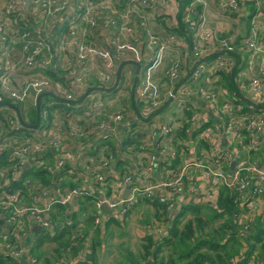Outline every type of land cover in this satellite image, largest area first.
<instances>
[{
	"label": "crops",
	"instance_id": "1",
	"mask_svg": "<svg viewBox=\"0 0 264 264\" xmlns=\"http://www.w3.org/2000/svg\"><path fill=\"white\" fill-rule=\"evenodd\" d=\"M105 1L106 0H92L93 3L103 4L101 12H99L98 15V23H103L106 17L105 12H108L109 15L111 14L110 9L106 7ZM190 2L191 0L184 7L182 19L186 10L190 8ZM224 2L225 0H201L200 2L195 3L193 7L190 8V10L191 19H193L194 23L197 25V31L195 33L191 30H188V28L186 27L187 29H184V35H180L179 32L175 30V27L178 26L177 16L180 10V0H168L164 6L155 3L153 5L145 7L147 8L145 10L146 22H143L145 24H142V17L140 15H138L137 13H132L129 16L128 23L132 27L134 35L136 37L138 36L139 38V42L136 43L137 45L129 41V46L133 48V51L137 50L136 48H134L136 46L140 48L143 47L147 30L157 35L161 42L162 40L169 42V38H171L172 40L170 42L174 46V49L171 46L169 47V49L157 47L152 52H149L147 54H140L139 52L138 55H136L133 51H129L128 54L130 57L128 56L127 59L138 61V63L140 64L137 84L133 83L135 67L132 65H127L123 68L122 75L124 77H126L127 74L131 76V82L129 81L128 84L120 88L121 84L124 85L125 81V79H122L120 85L118 86V90L115 89L114 91L108 93L101 91L91 92L85 97L83 102L79 104H69L71 105V107L68 108L69 110H65L63 109V107L56 105V102H54L53 100L54 98L49 96L51 100H48L44 99L48 95L42 96L40 101L43 100V102H47L52 105L48 107L49 111L47 112V114L44 113L43 107L42 111L40 109L42 115L40 112V118L37 126L35 128L30 127V135L20 130L21 127L25 125H23L19 121L17 113L12 108L8 107L6 105L7 103H4V105H2L3 102H0V106L3 107H0V114L4 115L3 121L0 120L1 137L21 138L35 135V138L38 139L39 137H42L43 132L51 130L53 126V120L55 122V130L64 135V137H62L63 144L60 151L56 149H50L49 151H53L54 155L47 154L49 151L45 153H39L38 155L32 154L26 161V165H24L23 168H42V166L44 165L54 164V160L60 154H62L66 159L63 167L64 172L62 176L57 179V186L59 188L55 186L56 183H52L54 185L52 194L54 195L56 193H60L70 189L71 187L66 186V183H71L73 187L79 185H87L89 188H94L93 186H95V184L93 183V179L91 178V176H89V173L92 170H96L98 168L100 159L104 154L107 153L106 151L108 150L115 155L114 161L112 162L110 167L102 169L101 171L105 173L106 177L108 178V182L113 184L121 179L125 174H132V176L135 177V174L133 173L134 168H132L131 158L135 155L136 152L133 151L134 153H131L129 150L123 151L125 150V147L122 145V140L126 132L125 128L127 126L126 119L129 118L128 115H130L132 118V111L130 110V112H126L122 109V107H124L122 100L127 96H131L136 105V110L141 114L148 113V108L145 101L146 99L144 97L145 90H142V95H139L137 91L140 80L148 78L149 85L153 83V85L156 87L155 89L162 90V92H164L166 96L165 103H167L163 107L161 113L158 114L156 123L158 121H164L172 118L173 128L175 131L174 142L177 140L180 142V146L176 147V157L180 159L179 164L177 165L178 171H180L184 163L188 160L204 165L222 166L223 169L226 170L227 173H229V175H231L230 164L232 161H235L232 172L238 165H255L258 168L264 169V128H262L261 131H249L244 126L246 122L252 118H260L264 121V89H260L259 93H256V95H254V93L250 90L245 91L240 88L241 84H247L253 76L259 74L257 71L259 68V64L262 61V55L258 53L254 54L252 53V51L248 50L244 44V41L252 33V31H254L257 41L264 40V0H262L261 6H259V8L255 3H248L244 9L230 13L226 10ZM74 5L76 6L75 3ZM4 10L5 1L0 0V23H6L9 30L8 40L5 43L3 49L5 52H11L12 54L10 58L15 59L20 54V42L16 37L21 31V27L19 24H11V22H9L10 17L5 15ZM22 15L25 17H22L21 19L23 23H29L28 25H30L31 36L34 35L33 37L35 38H37L36 36H38L39 38L44 36L43 39L45 41L46 47L49 50H46L45 54L50 55V53L54 52L59 39H61L62 37V29H64L65 23L67 25L69 21V15L65 14L62 17L43 19L40 10L36 9L33 6L26 7ZM253 19L256 21L254 23V26H252ZM36 23H39L40 25L37 26ZM41 26L42 31L39 32V27ZM79 28H83V25H80ZM204 31H209L210 33H212L213 38L210 40V42L208 41L203 45V58L201 59V62L205 65L204 68L200 70L199 75L193 77L192 71L196 59L192 56L191 50L197 39L200 38L201 33ZM86 32L87 41L90 45L112 51L113 48L110 45L108 39L109 33L103 30V28H87ZM223 36L232 37L235 48L234 52L240 54L242 59L241 62L239 61V63L235 65V67H237L235 73L233 72L234 69H231L233 65V59L230 56L225 54L222 57L224 61V63L222 64H219L216 60V56L219 53L220 49L217 46V40L215 39V37ZM67 53L69 60L73 61V52L69 50ZM148 56V60L151 61L150 63H148L147 61ZM175 59H178L180 62L179 77L177 80L169 82L166 78H164L163 71L167 67H169L171 62ZM66 60H68L67 57ZM63 61L64 59L62 57V62ZM119 63V61L113 63L112 68L110 69L112 74L116 73ZM64 67H66V63H64ZM221 72H231V80L234 84V92L223 82ZM40 73H42V69H40L39 67H34L32 69H27V67L21 68L15 74V76L13 75L14 79L12 83L16 88H22L27 83V81L35 79V77L39 76ZM261 79L262 85L264 86L263 77ZM110 85L112 84L101 86L109 87ZM91 87L96 86L92 84H86L81 90L76 91L75 99L80 98L82 94ZM124 89L126 90L125 93L123 92ZM130 89H132V91H130ZM47 92L54 93V89L48 88V90H45L43 93ZM168 94L170 96H168ZM171 94H173L172 97ZM237 96H240L249 105H258L259 107L255 109L250 108L242 103L239 100L240 97ZM212 98H215V101L209 100ZM89 100L101 104L100 110L93 117L86 116L85 103ZM120 104L122 105L119 106ZM112 105L117 107L118 109L115 112L122 113L125 116V119L123 122L114 123V130L117 134L115 137L112 136L110 141L103 144L102 141L104 140H102L100 134L93 135L89 139L76 138L70 135H66V122L70 124L69 126H71V124L73 123H77L80 127H83L86 124L85 122L88 121L96 123L102 118L105 117L106 119L113 114L111 112V109L108 108V106ZM181 105L182 117H180L179 113ZM21 107L22 108L20 110L18 108L21 119L26 124H34L36 120L34 123L28 122L31 115L30 113L32 112L31 108H37V101L34 100L31 93L29 94L28 98L21 103ZM51 107L53 108L50 110ZM129 108H131L130 103ZM48 115L51 116L50 119L47 118ZM53 115H55L54 119H52ZM7 119L15 120V124L19 125V129L17 131H13ZM156 123L153 122L152 124H150L147 127V131L145 130L146 128L140 126L135 127L134 131H146V135L141 136V139L145 138L146 141L148 133ZM217 125H219L220 130L219 128L217 129V131L219 130V132L216 137L210 136L211 138H207L204 136L203 132L206 129ZM61 127L63 131L61 130ZM247 132H250L251 134L247 136ZM178 136L182 138L181 141L179 140L180 138L178 139ZM162 137L163 136L160 134L157 138L160 140ZM167 138V136L164 137V140H166L165 142H167ZM205 141H207V144H204ZM103 146H107V148L104 149ZM186 147H189V149L186 150ZM150 150H152L151 143H149L148 148L143 151L144 158H146L145 153ZM219 151L229 153L228 163L223 162L219 164L216 161L214 162L215 159L213 155L215 154V152ZM3 152L8 153L9 151L6 150ZM36 160L43 161L44 165L37 167ZM8 165L3 167L2 170L8 168ZM189 170L195 176L197 187V193L194 199L187 198V200L186 198L180 196L178 192L173 193L172 191L165 189H161L160 192L155 193L156 196L161 194L172 197L174 199L172 209L168 211L166 208L167 212L173 214L178 213L181 206L186 202L196 203V201L200 200V202L203 203H215L217 195L216 197L214 196L212 198L206 196V192L207 190H209V187L211 185V181L209 180L208 176L205 173L203 174L202 171L197 167L190 168ZM163 172L164 173L161 172V174H159V178H156L157 180L165 176V169ZM62 186H64V188H62ZM128 187H130L129 183H126V187H124V195L125 190ZM91 193L92 195L96 196L94 191H91ZM44 201L46 202L47 199H45ZM92 201L93 198L90 199V196L82 195L79 196L73 203H71L70 207H68V209L79 212L77 216L79 226L76 229V231L79 230V233L77 232L76 234H80V236H82L83 233L85 234V236L83 237V247L79 252L83 251V248L85 249V252H90L91 244L86 245L87 236L92 238L94 235L95 238L101 239L102 242V237L105 235V232H109V230H111V227L106 229L103 225L104 222L110 217L109 213H111V211H104L105 213L102 214L103 217L100 219L101 221L98 224H94L93 220L92 222L86 221L88 216H91L94 212ZM140 205H142L144 209H148L146 210V212L150 211V220L144 223V225H149L152 220L156 221L155 223H153V232H158L154 229L158 227L162 228V232H164L166 223L169 222V220L165 218L166 214H161L157 218L154 215L153 206L149 202H147V199H139L138 202L132 205L131 209L128 211V214H126L124 217L119 216L118 214L114 215L113 217L121 219L124 222L125 219H127V216L131 214V211H133ZM179 205L180 208L178 209V211H176V208ZM250 206L251 205L248 204L247 201L241 206V209L242 207H244L245 209H247V211H243L242 213H240L238 215V219H240L241 221L248 220L249 223L250 220H253L258 215H263L264 195L260 196L254 202L255 207L250 208ZM123 222H120V226L124 224ZM35 226L31 227L30 231H28L27 234L22 238L24 248L34 259H36V257L32 254V247L33 245H35L37 239H39L41 235L45 233L48 234L50 230L55 229V227H52L50 230L46 231L41 227H37L35 229ZM92 227L94 228L92 229ZM149 228H152V225ZM149 228H142V236L145 235L143 234V232H145L146 229V232L149 233ZM2 229L9 230V227L7 225L0 224V233ZM47 243L56 246L55 243L45 241V243L41 246L43 252H45L43 250V247ZM99 245L101 246V244ZM55 246L53 247V250ZM67 251L69 250L67 249ZM79 252L77 254V257H80ZM87 253L84 254L85 257L87 256ZM62 254L63 256L61 257V264H76L77 257L73 258L70 254H68L66 258V253ZM45 257H47L46 252ZM65 258L66 262H63V259ZM40 263L43 264L41 260L38 261L36 259L35 264ZM249 264H264V260L261 261L259 259L257 262H255L254 259H251Z\"/></svg>",
	"mask_w": 264,
	"mask_h": 264
},
{
	"label": "built area",
	"instance_id": "2",
	"mask_svg": "<svg viewBox=\"0 0 264 264\" xmlns=\"http://www.w3.org/2000/svg\"><path fill=\"white\" fill-rule=\"evenodd\" d=\"M4 1L5 15L10 17L9 22L11 24H19L21 31L16 37L20 42V54L17 58L11 59L12 53L5 52L3 49L8 40V26L6 23H0V102L3 101L4 96L17 102H24L30 93L34 100L37 101V97L45 90H48V88H53L54 93L60 98L75 100L76 91L81 90L86 84H92L94 86L112 84L116 75V73L112 74L110 71L113 63L128 58L129 51H133V48L129 46V41L135 43V45L139 42L138 36L136 37L134 35L132 27L128 23L129 16L132 13H137L142 17V24H145L143 23L146 22L145 10L147 8L145 7L155 3L164 6L168 0H106V7L110 9L111 14L109 15L108 12H105L106 17L103 23H98V15L101 12L103 4L93 3L92 0ZM200 1L191 0L190 8ZM248 3H255L259 8L262 0H225L224 2L225 8L229 13L244 9ZM28 6L39 9L43 19L62 17L65 14L70 17L67 25L65 23L64 29H62V37L59 39L56 49L50 55L45 54L48 48L43 39L44 36L41 35V38L32 37L29 23L20 21V11L26 9ZM190 8L186 10L183 21L189 30L196 33L197 25L191 19ZM255 22L253 19L252 26H254ZM36 25L39 26L40 24L36 23ZM80 25H83V28L80 29ZM96 27H101L109 33L108 39L113 48L112 51L95 47L88 43L86 29ZM39 30V32L42 31V26L39 27ZM212 38V33L204 31L192 47V56L196 59L192 71L193 77L199 75L200 70L204 68L205 64L201 62L203 58L202 47L208 41L210 42ZM215 39L220 50L224 52L234 51L235 48L231 36L215 37ZM171 40L169 38V42L164 40L161 42L157 35L147 30L143 47L136 46L134 48L137 50L133 52L138 55L139 52L140 54L152 52L157 47L169 49L171 46L174 49V46L170 42ZM244 44L252 53L262 55V61L257 71L259 74L253 76L247 84L240 85L242 90H250L256 95L260 89H264L261 79L262 77L264 79V40L257 41L254 31H252L245 39ZM69 50L73 52V61L68 58L67 52ZM62 57L64 59L63 62ZM66 57L68 60H66ZM148 59L149 56L147 61L150 63L151 61ZM216 60L219 64L224 63L220 56L216 57ZM64 63H66V67H64ZM24 67H27V69L39 67L42 69V73L35 77V79L27 81L22 88L18 89L13 85L12 81L19 69ZM50 71L62 72L65 77V82L53 80L47 75V72ZM179 73L180 62L178 59H175L163 71V76L169 82H173L178 79ZM123 79H125L124 76ZM155 88L153 83L149 85L148 78L140 80L137 91L139 95H142V90H145L144 97L148 112L161 107L166 99L165 93ZM173 94H171V97ZM168 96L170 95L168 94ZM209 100L215 101V98ZM85 104L86 116L88 117L95 116L101 107L100 103L92 100H89ZM51 105L47 102L43 103V111L45 114H47L49 111L48 107ZM179 113L180 117H182V105ZM54 118L55 115H53L52 119ZM124 119L125 116L118 112L110 115L106 119L102 118L95 123L94 128L101 135L102 140H104L102 141L103 144L110 141L112 136H116L117 133L114 130V123L123 122ZM7 121L13 131L19 129V125L15 124V120L7 119ZM54 124L55 122L53 120L51 130L43 132L42 137L38 139L35 138V135L21 138H4L0 135V153L6 150L9 151V165L5 170L0 169V178L6 175V170H9L11 174L18 177L23 166L26 165V161L32 154L38 155L39 153L48 152L50 149L60 151L63 144L62 137L64 135L55 130ZM244 126L249 131H261L264 128V121L260 118H252ZM218 128L219 125L206 129L203 132L204 136L207 138H211L210 136L216 137L220 130L219 128L217 131ZM160 134L163 137L159 140L157 137ZM66 135L76 138L88 137L87 132L84 131L83 127L78 126L77 123L71 124ZM165 136L168 137L167 142L164 140ZM174 137L175 131L172 118L158 121L148 133L146 141L140 142L135 146L136 153L131 158L135 177L132 174H125L113 184L109 183L105 173L101 172L102 169L110 167L115 158V155L107 150V153L100 159L98 168L89 173V176H91L95 184L93 186L94 188H89L87 185H79L53 195L51 187L43 186L40 191H30L28 198H26L20 188L13 192L1 190L0 219H3V224L7 225L9 230L2 229L0 233V255L14 257L25 264H35L36 259L23 246V236L35 225L40 226L46 231L50 230L55 224L50 215L54 204H71L79 196L91 195V191H94L96 194V196H93L92 201L94 207L92 214L94 224L100 223V219L103 217L102 214L105 213L102 209L103 204L108 207V212L111 211L109 215L112 216L118 214L124 217L128 214L132 205L138 202L139 199H157L159 202L164 203L169 211L173 207L174 199L161 194L156 196L155 193L160 192L161 189H165L173 193L178 192L183 198L194 199L196 197L197 187L195 176L190 172V168L197 167L203 174L205 173L208 176L211 185L206 192V196L210 198L216 197L221 185H228L235 191L237 194L235 201L241 206L247 201L251 205L250 208H253L255 207L254 202L260 196L264 195V169L258 168L255 165H238L231 175H229L222 166L204 165L188 160L177 173L172 174L171 170L165 169L166 173L164 177L159 180L153 179L156 170L161 174V171L158 169V161L160 158H163L167 165H170L172 160L176 159V147L172 146ZM149 143L152 145V150L146 152V158H144L143 151L148 148ZM103 148L106 149L107 146H103ZM188 149L189 147H186V150ZM213 156L215 159L214 162L216 161L219 164L223 162L228 163L229 153L227 152H215ZM36 161L37 167L44 165L43 161ZM65 161V156L60 154L54 160V164L44 166L49 170L63 169ZM229 177L231 178L230 182L228 181ZM126 183H130L127 197L124 195ZM23 184L28 188L40 186L39 184L33 185V182L29 179L25 180ZM45 199H47L46 202L44 201ZM65 224H71V220L69 218H63L60 225ZM154 229L158 231L156 233L163 231L160 227Z\"/></svg>",
	"mask_w": 264,
	"mask_h": 264
},
{
	"label": "trees",
	"instance_id": "3",
	"mask_svg": "<svg viewBox=\"0 0 264 264\" xmlns=\"http://www.w3.org/2000/svg\"><path fill=\"white\" fill-rule=\"evenodd\" d=\"M189 1L190 0H180V10L177 16L178 26L175 27V30L178 31L180 35H184V29H187L182 16L184 7L189 3ZM23 11H25V9L19 13L21 22H23L21 20L22 17L25 18L22 15ZM36 37L39 38L38 36ZM225 54L233 59L231 69H234L233 72L235 73L237 68L235 65L242 60L240 54L235 53L234 51L224 52L223 50H220L216 57H223ZM47 75H49L53 80L61 81L63 83L65 82V77L62 72L50 71ZM221 75L223 82L234 92L231 72H221ZM137 82L138 81H136V84ZM130 91H132V89H130ZM48 98L50 97L46 96L44 99ZM53 100L56 102V105L63 107L65 110H69L68 108L71 107V105L66 104L63 101ZM239 100L250 108L255 109L259 107L258 105H249L241 97ZM2 102V105H4V103H10L19 108V110L22 108V102L8 99L5 96ZM43 103V100L39 102L41 111ZM122 103L124 106L122 109L124 111H132V118L128 115L129 118L126 119V132L122 140V145L125 147V150L123 151L130 149L131 151H129L132 153L133 151L135 152L136 145L140 142H145V138L141 139V136L146 135L147 127L150 124L153 122L156 123L158 114L161 113L167 102H164L161 107L150 110L146 114H141L136 110V105L131 96L124 98ZM129 103L131 108H129ZM52 108L53 107H51L50 110ZM31 110L32 112L30 113L31 115L28 122L34 123L36 120V108L32 107ZM3 117L4 115L0 114V120L3 121ZM47 118L50 119L51 116L48 115ZM85 123L86 124L83 126V129L87 132L88 137L84 139H89L91 136L99 134L94 128L95 123L91 121ZM69 125L70 124L66 122V132L69 130ZM137 126L146 128V131H134V128ZM20 130L27 134L31 133V129L25 126H22ZM61 130L63 131L62 127ZM250 134V132L246 133L247 136ZM178 139L181 141L182 138L178 136ZM204 144H207V141H205ZM172 146L178 147L180 146V142L177 140L172 144ZM47 154L54 155V152L49 151ZM179 161L180 159L176 157V159L172 160L170 165H167L166 161L163 158H160L158 161V168L162 173H164V169H168L172 171V174H175L178 171L177 165L179 164ZM8 164V153L1 152L0 169ZM24 169L25 168L22 169L18 177L11 174L9 170H6V175L0 178V191L5 190L7 192H13L20 188L22 193L26 196V198H28L30 191H40L43 186L51 187L53 189L54 185L52 183H56L55 186H57V179L62 176L64 172V169L49 170L45 166H42V168L30 167L25 170ZM27 178L33 182V185L39 184L40 186L35 188L26 187L23 182L27 180ZM153 179L157 180L155 176H153ZM33 180H37L39 182ZM66 186L71 188L73 187L71 183H66ZM62 188H64V186H62ZM89 196L90 199L94 198V195L92 194ZM236 196L237 194L230 186L223 185L218 190L215 203H203L200 202V200L196 201V203L186 202L181 206L176 214L167 212L166 205L164 203L157 200H147V202L153 206L154 215L157 218L161 214H166L165 218L169 220V222L166 223L165 231L159 233H154L152 231L153 233L145 234L141 238L138 256L127 252L124 254V260L118 264H249L251 259H254L255 262L259 259L263 261L264 214L258 215L253 220H250L247 227L244 228V226L239 222L237 216L243 211H247V209L244 207L241 209V205L235 201ZM78 214V211L68 209L65 204L56 203L53 205L50 215L55 222L53 225L55 229L50 230L48 234L45 233L41 235L32 247V254L38 261L41 260L43 264H61V257L63 256L62 253H66V255L70 254L73 258L77 257L78 252L83 247V237L85 236L83 233L82 236L77 234L78 237L76 239L71 238L73 235L76 237V229L79 226L77 220ZM64 217L69 218L71 220V224L60 225V222ZM92 220L93 216L91 215L88 216L86 221L92 222ZM120 222L123 221L110 215L103 225L107 229L116 225L120 226ZM0 224H3V219H0ZM74 240H76L79 245H73ZM45 241L56 244L53 250L55 253L54 260H50L45 257V252L41 249V246L45 243ZM99 244H101V239L94 237L93 243L90 245V252L87 254L86 259L80 261V257H77L76 264H95L96 258L94 256V250ZM67 249L69 251H67ZM0 264L25 263L14 257L0 255Z\"/></svg>",
	"mask_w": 264,
	"mask_h": 264
},
{
	"label": "rangeland",
	"instance_id": "4",
	"mask_svg": "<svg viewBox=\"0 0 264 264\" xmlns=\"http://www.w3.org/2000/svg\"><path fill=\"white\" fill-rule=\"evenodd\" d=\"M123 60H126V59H123ZM123 60H121V61H123ZM122 79H123V75H121L119 85H120ZM114 80H115V77H114ZM129 81L131 82V76H129L127 74L125 77L124 85L121 84L120 88L122 86H125L126 84H128ZM118 89H119V87L117 88V90ZM125 91L126 90L124 89L123 92L125 93ZM48 100H51V99L48 98ZM113 105L108 106V108L111 109V112L113 114H115V113H117L115 111L118 109H117V107H115ZM121 105L122 104H120L119 106H121ZM70 175H73V174H70ZM146 210H148V209H144L142 207V205L138 206L136 209L131 211V214H129L127 216V219H125V221L123 222L124 224L122 226H118V225L113 226V227H111V230H109V232H107V231L105 232V235L102 237L101 246L100 245L96 246V248L94 250L95 251L94 256L96 258L95 264H118L119 262H122L124 260V254H126L127 252L134 254L135 256H138V253L140 251L141 238L143 237L142 233H141L142 228L147 227V229H148L152 225V228H149L150 230H148V232L153 233L152 232L153 226H154L153 223L156 222V221L152 220L149 225H144V223H146L147 221L150 220L149 219L150 211L146 212ZM238 220L243 226L247 225V223H248V220H246V221H241L240 219H238ZM93 228L94 227H92V229ZM147 229H146V231H147ZM78 231L79 230H77V232ZM146 231L143 232V234H148ZM79 236H80V234H79ZM77 237H78V235L76 234V237L73 235L72 238L76 239ZM94 237H95L94 235L92 238L87 236L86 245L92 244ZM73 244L79 245L76 240H74ZM102 244H103V247H102ZM54 246L55 245H53V244L47 243L43 247V250L47 253V257H49L50 260H54V257H55V253L52 251ZM85 253H87V252H85L84 248H83V251L79 252L80 261H83L84 258L86 259V257L84 256ZM66 258H67V255H66ZM66 258L63 259V262H66Z\"/></svg>",
	"mask_w": 264,
	"mask_h": 264
},
{
	"label": "water",
	"instance_id": "5",
	"mask_svg": "<svg viewBox=\"0 0 264 264\" xmlns=\"http://www.w3.org/2000/svg\"><path fill=\"white\" fill-rule=\"evenodd\" d=\"M127 65H132V66L135 67V72H134V76H133V83L135 84L136 81H137V79H138V74H139V71H140V64H139L137 61H135V60H132V59H126V60H123V61H121V62L119 63V65H118V67H117V71H116L115 80H114L113 84L110 85L109 87H103V86L91 87V88H89L88 90H86V91L82 94V96H81L80 98L75 99V100H66V99L60 98L59 96H57L56 94L51 93V92H47V93H42V94H40V95L37 97V108H36V109H37V118H36V122H35L34 124H32V125H30V124H26V123L21 119L17 107H15L14 105L9 104V103H7L6 105H7L8 107L12 108V109L17 113V115H18V117H19V121H20L23 125H25V126L28 127V128H30V127H31V128H35V127L37 126V124H38V122H39V118H40V105H39V101H40V99H41L42 96H46V95H48V96H50V97H52V98H54V99H58V100H60V101H63L64 103H68V104H79V103L83 102V100L85 99V97H86L89 93H91V92H94V91H101V92H107V93H108V92H112V91H114L115 89H117V87H118V85H119V81H120V79H121L122 70H123V68H124L125 66H127ZM234 165H235V161H232L231 164H230V173H232V170H233V168H234ZM154 176H155L157 179L159 178V171H158V170H156V171L154 172ZM228 181H229V182L231 181V178H230V177H229ZM129 186H130V183H129ZM128 193H129V187L125 190V196H126V197L128 196ZM65 205H66L67 207H70V204H69V203H66ZM179 208H180V205L176 208V211H178ZM102 209H103V211L108 212V207H107L105 204H103ZM37 227H40V226H35V229H36Z\"/></svg>",
	"mask_w": 264,
	"mask_h": 264
}]
</instances>
